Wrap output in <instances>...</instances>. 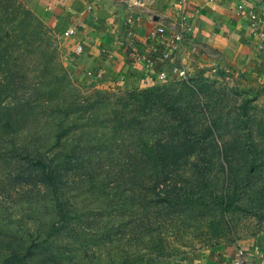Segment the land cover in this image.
Masks as SVG:
<instances>
[{
	"label": "rangeland",
	"instance_id": "obj_1",
	"mask_svg": "<svg viewBox=\"0 0 264 264\" xmlns=\"http://www.w3.org/2000/svg\"><path fill=\"white\" fill-rule=\"evenodd\" d=\"M65 30L33 0H0V264L264 256L252 30L251 50L219 41L209 65L144 84L85 75Z\"/></svg>",
	"mask_w": 264,
	"mask_h": 264
},
{
	"label": "crops",
	"instance_id": "obj_2",
	"mask_svg": "<svg viewBox=\"0 0 264 264\" xmlns=\"http://www.w3.org/2000/svg\"><path fill=\"white\" fill-rule=\"evenodd\" d=\"M33 2L44 8L46 15L55 18L60 27L75 31L67 37L74 47H82L79 69L85 75L97 70L108 80L144 84L159 77L160 69H164L167 75L173 73L168 64L152 67L145 61V57L164 41L159 36H152V31L159 25L168 28L167 36L171 35L172 30L183 31L184 39L178 59L188 74L192 66L210 64L207 54L217 49L219 41H224L229 47L239 42L246 50H251L248 28L254 34L252 39L258 51H264V0H186L184 5L180 0ZM241 5L243 8H240ZM183 12L187 15L186 21L183 20ZM137 15L140 18L133 23L134 39H129L126 20ZM232 21L242 26L229 34L227 25L230 26ZM185 24L192 26V29L184 31ZM240 30L244 35L240 34ZM230 255L199 252L194 255L191 264H232ZM263 257L252 248L249 264H264Z\"/></svg>",
	"mask_w": 264,
	"mask_h": 264
},
{
	"label": "built area",
	"instance_id": "obj_3",
	"mask_svg": "<svg viewBox=\"0 0 264 264\" xmlns=\"http://www.w3.org/2000/svg\"><path fill=\"white\" fill-rule=\"evenodd\" d=\"M181 4L184 5L186 0H180ZM240 8H243L241 5ZM183 20L186 21L187 15L183 12ZM140 15L128 17L126 20L127 25V36L129 39H134V21L139 19ZM192 26L185 24L184 31H190ZM75 33L73 29L65 30L66 36H72ZM168 28L165 25H159L152 31V36H159L164 41L157 47L151 54L145 57V61L149 66H162L168 64L171 70L181 78L188 76V70L182 65L178 59V53L181 50V44L184 39V33L173 31L170 36H167ZM82 50V47H78ZM159 78L167 77V72L164 69L159 70ZM250 252L248 249L239 244L232 256L233 264H249Z\"/></svg>",
	"mask_w": 264,
	"mask_h": 264
}]
</instances>
